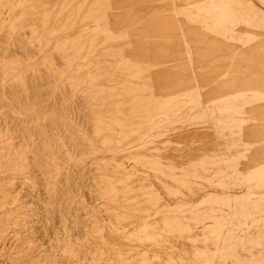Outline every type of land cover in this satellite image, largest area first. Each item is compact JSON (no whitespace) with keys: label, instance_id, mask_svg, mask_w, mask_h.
I'll return each instance as SVG.
<instances>
[{"label":"rangeland","instance_id":"rangeland-1","mask_svg":"<svg viewBox=\"0 0 264 264\" xmlns=\"http://www.w3.org/2000/svg\"><path fill=\"white\" fill-rule=\"evenodd\" d=\"M0 264H264V0H0Z\"/></svg>","mask_w":264,"mask_h":264}]
</instances>
